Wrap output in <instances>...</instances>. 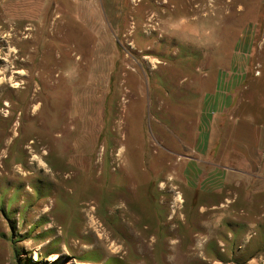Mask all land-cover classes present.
Instances as JSON below:
<instances>
[{
  "label": "rangeland",
  "instance_id": "374dc122",
  "mask_svg": "<svg viewBox=\"0 0 264 264\" xmlns=\"http://www.w3.org/2000/svg\"><path fill=\"white\" fill-rule=\"evenodd\" d=\"M110 26L0 0V264H264V179L188 161L220 70L262 73L264 124V0H119Z\"/></svg>",
  "mask_w": 264,
  "mask_h": 264
},
{
  "label": "crops",
  "instance_id": "0c3cea01",
  "mask_svg": "<svg viewBox=\"0 0 264 264\" xmlns=\"http://www.w3.org/2000/svg\"><path fill=\"white\" fill-rule=\"evenodd\" d=\"M76 1L79 5H87L94 13H101L106 27H111V16L117 11L119 0ZM258 65L261 67L260 63ZM248 70L246 66L245 70H240L237 75L232 74L234 71L231 73L228 70H220L215 89L205 94L199 120V138L195 142L199 158H188V161L190 164L202 165L201 170L209 173V180L218 181L221 177L225 179L233 175L264 179V124L259 120L260 111L262 112L259 109H262L263 103L261 100L251 99V93L259 98L262 94L260 91H251L254 88H250L253 77L259 78L262 73L258 70V74L254 76L247 74ZM214 124L222 128L215 136ZM228 128V148L227 151L221 152L226 153L229 165L208 161L206 156L213 159L220 153L213 152L214 145H210L215 142L211 143L212 137L215 138L216 144L220 145V135Z\"/></svg>",
  "mask_w": 264,
  "mask_h": 264
},
{
  "label": "bare ground",
  "instance_id": "6f19581e",
  "mask_svg": "<svg viewBox=\"0 0 264 264\" xmlns=\"http://www.w3.org/2000/svg\"><path fill=\"white\" fill-rule=\"evenodd\" d=\"M201 236V235H200ZM195 237V241H197L198 239L197 238H199V235H196V236H194ZM197 239V240H196ZM199 241V240H198ZM198 247V246H197ZM196 247V248H197ZM196 248L194 249V250H196ZM260 260V259H259Z\"/></svg>",
  "mask_w": 264,
  "mask_h": 264
}]
</instances>
